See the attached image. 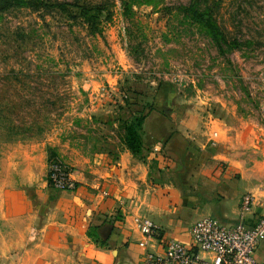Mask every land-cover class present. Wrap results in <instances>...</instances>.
Returning a JSON list of instances; mask_svg holds the SVG:
<instances>
[{"label": "rangeland", "instance_id": "374dc122", "mask_svg": "<svg viewBox=\"0 0 264 264\" xmlns=\"http://www.w3.org/2000/svg\"><path fill=\"white\" fill-rule=\"evenodd\" d=\"M44 1L70 4L0 13V187L88 136L131 128L145 156L156 102L264 125V0ZM191 5L232 43L223 52Z\"/></svg>", "mask_w": 264, "mask_h": 264}, {"label": "crops", "instance_id": "0c3cea01", "mask_svg": "<svg viewBox=\"0 0 264 264\" xmlns=\"http://www.w3.org/2000/svg\"><path fill=\"white\" fill-rule=\"evenodd\" d=\"M154 105L143 122L144 158L122 135L88 136L66 150L75 190L49 184L47 160L38 177L27 164L30 177L0 187V264H140L169 238L192 245L190 227L204 217L237 222L247 192L256 201L246 222H256L264 211V125L252 133L184 105ZM137 216L158 227L147 247ZM255 257L264 263V239Z\"/></svg>", "mask_w": 264, "mask_h": 264}, {"label": "built area", "instance_id": "2783aa9c", "mask_svg": "<svg viewBox=\"0 0 264 264\" xmlns=\"http://www.w3.org/2000/svg\"><path fill=\"white\" fill-rule=\"evenodd\" d=\"M264 118V112H263ZM75 167L60 156H53L47 163L49 184L57 190L72 191L78 187ZM255 196L247 192L240 202V215L235 223H226L214 216H207L190 227L192 245L169 238L162 252L146 251L140 264H264L255 252L264 239V211L253 224L246 222V215L253 210ZM135 222L144 237L140 245L147 247L159 235L157 225L148 217L137 216ZM200 251L210 252V258Z\"/></svg>", "mask_w": 264, "mask_h": 264}, {"label": "trees", "instance_id": "16d2710c", "mask_svg": "<svg viewBox=\"0 0 264 264\" xmlns=\"http://www.w3.org/2000/svg\"><path fill=\"white\" fill-rule=\"evenodd\" d=\"M68 4L70 3H50L49 1L44 0H0V13H3L7 10L20 8V7H31L33 9H41L48 8L49 6H58L61 9L67 11ZM83 9L84 16H89V8L87 6L81 7ZM187 12L197 21L203 23L211 35L212 39L216 42L219 47L220 52L224 51L225 45L232 44L226 38L225 33L218 26L217 23L209 20L206 16L207 13L205 11H199L196 5H191L187 7ZM141 126V125H140ZM129 135L125 138L124 144L125 146L138 158H144L143 155L140 138L134 137V133L131 128H129Z\"/></svg>", "mask_w": 264, "mask_h": 264}]
</instances>
